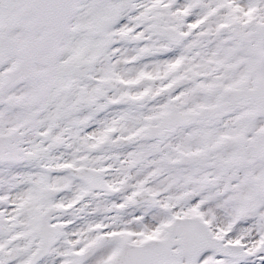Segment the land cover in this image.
Wrapping results in <instances>:
<instances>
[{
	"label": "snow or ice",
	"instance_id": "1",
	"mask_svg": "<svg viewBox=\"0 0 264 264\" xmlns=\"http://www.w3.org/2000/svg\"><path fill=\"white\" fill-rule=\"evenodd\" d=\"M0 264H264V0H0Z\"/></svg>",
	"mask_w": 264,
	"mask_h": 264
}]
</instances>
